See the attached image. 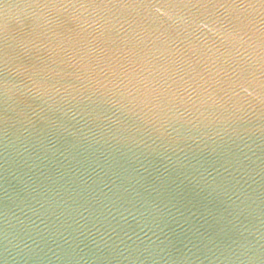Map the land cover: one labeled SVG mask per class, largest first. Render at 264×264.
<instances>
[{"label":"water","instance_id":"water-1","mask_svg":"<svg viewBox=\"0 0 264 264\" xmlns=\"http://www.w3.org/2000/svg\"><path fill=\"white\" fill-rule=\"evenodd\" d=\"M0 264H264V0H0Z\"/></svg>","mask_w":264,"mask_h":264}]
</instances>
